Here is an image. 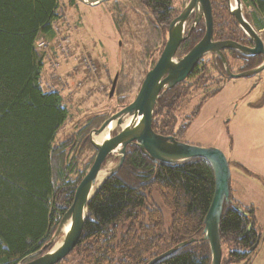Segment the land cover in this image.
Returning a JSON list of instances; mask_svg holds the SVG:
<instances>
[{
  "label": "trees",
  "instance_id": "16d2710c",
  "mask_svg": "<svg viewBox=\"0 0 264 264\" xmlns=\"http://www.w3.org/2000/svg\"><path fill=\"white\" fill-rule=\"evenodd\" d=\"M60 1L0 0V264L26 263L43 248L96 157L89 135L98 127L101 116L57 143V133L69 112L58 92L41 88L43 58L35 44L39 38L54 39L53 24L60 20ZM242 1L252 26L264 31V0ZM210 2L213 41L247 47L250 41L229 15L227 1ZM68 3L74 6L77 1ZM107 3H111L109 15L116 34L131 46V62L147 66L142 71L145 76L156 64L166 44L169 25L178 16L174 0ZM248 7L253 11L247 12ZM203 35L204 25L200 23L178 53H187ZM227 53L226 61L236 63L231 69L234 74L251 70L262 61ZM123 55L120 52L121 66L129 60ZM212 68V63L206 67L202 60L188 80L159 98L152 123L155 133L181 141L188 127L182 124L176 129L175 111L189 100L193 85L201 90L198 96L204 102L215 97L222 88L220 82H225L209 75L208 69ZM117 87L116 95L124 108L131 99L123 100L126 94L117 92ZM197 112L198 107L185 120H191ZM88 154L92 157L85 164ZM155 192L170 213L167 226L162 211L153 202ZM213 194L214 176L206 161L154 166L139 149L129 147L122 168L105 181L88 203L89 216L80 239L59 264H148L179 244L202 237ZM231 194L232 190L231 203L224 205L220 222L221 248L227 250L228 264H248L261 228L255 220V210L243 208ZM232 204L251 217L250 232L248 220ZM157 264H210L207 244L192 243Z\"/></svg>",
  "mask_w": 264,
  "mask_h": 264
},
{
  "label": "rangeland",
  "instance_id": "374dc122",
  "mask_svg": "<svg viewBox=\"0 0 264 264\" xmlns=\"http://www.w3.org/2000/svg\"><path fill=\"white\" fill-rule=\"evenodd\" d=\"M68 1H60V20L53 24L54 39L39 38L35 44L37 52L43 58L41 85L45 91L58 92L69 112L66 123L57 133V143L78 132L87 121L98 120L101 116L99 125L94 130L99 129L105 120L122 109L116 88L113 97L109 98L116 75V87L119 85L117 92L123 91L126 95L122 99H131L132 102L140 87L138 83L144 79L142 71L147 67L136 61L131 62L128 56L131 46L126 39L124 42L119 38L111 24V3L92 8L79 2L70 6ZM187 2L188 0H174L177 15ZM241 2L243 3L242 0ZM251 11L247 9V12ZM244 17L251 22L245 11ZM188 28L189 24L186 30ZM256 31L264 44V31ZM134 47L132 49L135 51ZM138 50L139 46L137 52ZM120 52L129 58L125 66L119 65ZM177 55L182 57L180 53ZM203 62L206 67L210 66V56L204 58ZM230 63V67L234 69L236 63ZM208 71L209 75L216 77L213 68ZM220 84L222 88L217 95L204 102H200L198 96L201 90L193 85L189 100L181 103L180 110L175 111L178 117L176 129L182 124L188 127L180 137V142L203 149H218L225 155L232 175V198L243 208L255 210V220L261 228L257 230L259 244L248 264H264V71L252 79ZM251 104L253 108L247 111ZM197 107L198 114L186 121L185 118L191 116ZM156 121L160 120L156 118ZM118 133L116 130L113 135ZM86 157L85 164L92 156L88 154ZM116 163L110 157L102 170L114 168ZM152 197L155 206L162 211L167 226L170 222L169 211L160 203L156 192ZM227 254L224 247L221 264H228Z\"/></svg>",
  "mask_w": 264,
  "mask_h": 264
},
{
  "label": "water",
  "instance_id": "95a60500",
  "mask_svg": "<svg viewBox=\"0 0 264 264\" xmlns=\"http://www.w3.org/2000/svg\"><path fill=\"white\" fill-rule=\"evenodd\" d=\"M76 1L84 6L94 8L111 0ZM227 2L229 15L252 43V48L230 41H213V16L210 0H188L181 13L171 21L166 44L156 64L145 75L135 99L105 120L99 129L90 133L89 141L96 151L95 160L85 178L76 188L73 202L61 218L52 239L39 252L30 256V261L27 260L28 262L20 264H58L74 250L80 239L84 223L89 216L88 203L105 181L119 172L125 162L129 147L132 146L139 149L154 166L163 164L178 166L191 160L202 159L209 164L214 176V194L204 219L202 237L183 242L154 258L148 264H157L195 242L207 244L210 264H221L220 222L224 205L231 203L229 163L225 155L218 149L189 146L172 136L164 137L155 133L152 129V122L159 98L168 90L186 81L206 56L220 58L225 71V79L230 81L252 79L260 76L264 71V44L259 33L245 19L243 3L241 0H227ZM190 18H193L192 29L203 21L204 35L186 55L176 58L179 47L191 33L190 31L188 35L186 34V26ZM223 51H232L246 58L263 56V61L252 70L234 74L227 66ZM117 79L116 75L110 88L109 98L113 97ZM105 130L109 131L108 137L101 144H96L93 138L98 137ZM116 130H119V133L114 136L113 133ZM110 157H113L117 163L101 183L102 167ZM232 207L248 220L247 232H250L253 221L249 214L236 204H232ZM60 239L59 246L53 249L54 243ZM258 244L259 241L253 246L251 252L257 248Z\"/></svg>",
  "mask_w": 264,
  "mask_h": 264
},
{
  "label": "flooded vegetation",
  "instance_id": "af4514ba",
  "mask_svg": "<svg viewBox=\"0 0 264 264\" xmlns=\"http://www.w3.org/2000/svg\"><path fill=\"white\" fill-rule=\"evenodd\" d=\"M203 21H201L200 23H202ZM199 23V24H200ZM189 24V28H188V30H186V34L188 35L189 34V32L190 31H192L193 29H195V28H193L192 29V25H193V18H190V20L188 21V23H187V25ZM198 24V25H199ZM197 25V26H198ZM203 25H204V23H203ZM187 27V26H186ZM191 34V33H190ZM190 34H189V36H190ZM249 40V39H248ZM247 47H249V48H252V43L251 42H249V43H247ZM179 50V49H178ZM178 52L179 51H177V53H176V58H181V57H179L177 54H178ZM226 52L227 51H223L222 53H223V56H224V58H225V60H226V57H225V54H226ZM187 54V53H186ZM228 55V54H227ZM184 55H182V57H183ZM210 56V55H209ZM209 56H206L207 58L209 57ZM205 57V58H206ZM253 58H261L262 59V61H263V56H258V57H253ZM204 59V58H203ZM202 59V60H203ZM210 61H211V63H212V65H213V72H215V74H216V77H215V80H219V79H224L225 80V82L224 83H229V82H231L230 80H227V79H225V71H224V68H223V64H222V62H221V60H220V58L218 57V56H216V57H213V56H210ZM262 61H261V63H262ZM226 63H227V66H228V68H229V70L232 72V68L230 67V63L228 64V62L226 61ZM260 63V64H261ZM260 64H258L256 67H258ZM256 67H254V68H256ZM253 68V69H254ZM252 70V69H251ZM249 71V70H248ZM233 73V72H232ZM190 78V76L187 78V80ZM189 82L190 83H192V81H190L189 80ZM195 86V85H194Z\"/></svg>",
  "mask_w": 264,
  "mask_h": 264
},
{
  "label": "bare ground",
  "instance_id": "6f19581e",
  "mask_svg": "<svg viewBox=\"0 0 264 264\" xmlns=\"http://www.w3.org/2000/svg\"><path fill=\"white\" fill-rule=\"evenodd\" d=\"M67 86V85H66ZM42 88V86H41ZM47 91V90H46ZM108 134H109V131L108 130H105L101 135H99L98 137H94L93 140L96 144H101L107 137H108ZM112 170V167L109 168V169H103L100 173V178H101V183L104 181V179L107 177V175H109L110 171ZM100 183V184H101ZM61 242V239L60 240H57L55 243H54V246H53V249L54 248H57L59 246Z\"/></svg>",
  "mask_w": 264,
  "mask_h": 264
},
{
  "label": "crops",
  "instance_id": "0c3cea01",
  "mask_svg": "<svg viewBox=\"0 0 264 264\" xmlns=\"http://www.w3.org/2000/svg\"><path fill=\"white\" fill-rule=\"evenodd\" d=\"M252 105L253 104H251L249 107H248V110L247 111H249L250 109H251V107H252ZM264 105V104H263ZM253 108V107H252ZM246 115V114H245ZM257 138H259V136H257ZM249 141V140H248ZM241 177H243V179H245V177H244V175H242ZM231 179H232V175H231ZM242 179V180H243ZM245 182H246V180H245ZM246 183H248V182H246ZM231 190H232V186H231Z\"/></svg>",
  "mask_w": 264,
  "mask_h": 264
},
{
  "label": "built area",
  "instance_id": "2783aa9c",
  "mask_svg": "<svg viewBox=\"0 0 264 264\" xmlns=\"http://www.w3.org/2000/svg\"><path fill=\"white\" fill-rule=\"evenodd\" d=\"M248 10L251 11V10H253V9H252V7H248Z\"/></svg>",
  "mask_w": 264,
  "mask_h": 264
}]
</instances>
